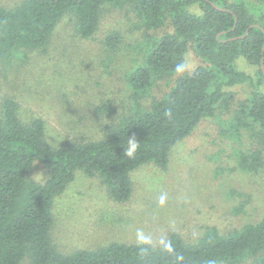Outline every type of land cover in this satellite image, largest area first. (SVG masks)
Here are the masks:
<instances>
[{
  "label": "trees",
  "instance_id": "trees-1",
  "mask_svg": "<svg viewBox=\"0 0 264 264\" xmlns=\"http://www.w3.org/2000/svg\"><path fill=\"white\" fill-rule=\"evenodd\" d=\"M105 5H129L145 31L129 45L143 53L126 78L129 108L106 125L100 139L54 146L47 139L44 118L25 121L18 102L3 99L0 264H242L250 258L264 264V216L227 233L209 227L192 242L172 231L161 245L146 239L112 241L66 253L54 241V199L77 171L97 176L115 201H128L134 190L132 171L147 162L166 166L173 146L204 118L220 119L218 111L229 110L238 86L248 92L231 116L221 120L220 131L234 141L245 132L256 136L259 147L236 151L237 167L249 174L264 173V0H21L0 6V60L23 62L33 51H47L66 17L80 37H92ZM165 25L173 31L152 33ZM122 42L118 31L108 33L107 57L113 59ZM191 46L203 63L179 76L161 98L144 104L155 81L182 70ZM240 58L256 67L253 74L238 68ZM98 110L116 114L108 104ZM133 137L136 147L127 154ZM40 170L44 178L37 180Z\"/></svg>",
  "mask_w": 264,
  "mask_h": 264
},
{
  "label": "rangeland",
  "instance_id": "rangeland-1",
  "mask_svg": "<svg viewBox=\"0 0 264 264\" xmlns=\"http://www.w3.org/2000/svg\"><path fill=\"white\" fill-rule=\"evenodd\" d=\"M20 1L0 0V6ZM112 31L123 37L113 59L104 53V38ZM171 31L172 26L165 25L152 33ZM144 32L129 5H105L97 32L87 39L79 36L69 17L63 18L47 51H33L23 62L0 60V107L4 98L11 97L18 102L23 120L44 118L47 139L54 146L100 139L106 125L129 108L126 78L143 57L129 45ZM202 63L191 46L182 70L155 81L144 104L161 98L179 76ZM237 66L250 74L256 70L244 58L237 60ZM233 91L235 100L229 110H219L220 119L204 118L173 146L166 166L147 162L132 171L134 190L128 201H115L97 176L77 171L67 189L54 199L52 236L59 248L70 253L141 239L161 245L172 231L192 242L209 227L227 233L258 222L264 216V173L239 169L236 151L257 148L260 141L249 132L234 141L220 131L221 120L231 116L248 89L238 86ZM104 104L116 114L100 112L98 107ZM35 177L41 180L44 174L40 170ZM242 264H254V260Z\"/></svg>",
  "mask_w": 264,
  "mask_h": 264
},
{
  "label": "clouds",
  "instance_id": "clouds-1",
  "mask_svg": "<svg viewBox=\"0 0 264 264\" xmlns=\"http://www.w3.org/2000/svg\"><path fill=\"white\" fill-rule=\"evenodd\" d=\"M129 145L130 149L126 150L127 154H131V149H134L136 147V140L134 137L129 139Z\"/></svg>",
  "mask_w": 264,
  "mask_h": 264
}]
</instances>
